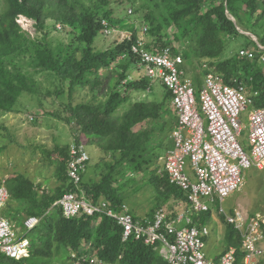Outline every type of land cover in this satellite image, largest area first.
<instances>
[{
	"label": "trees",
	"instance_id": "trees-1",
	"mask_svg": "<svg viewBox=\"0 0 264 264\" xmlns=\"http://www.w3.org/2000/svg\"><path fill=\"white\" fill-rule=\"evenodd\" d=\"M110 4V0H5L0 10V116L19 112L18 103L25 93L37 99V106L47 113L48 98L59 100L66 95L68 102L61 101L59 105L64 106L68 116L55 115L66 119L75 132L85 136L77 137V141L94 143L106 154L97 164L100 177L86 180L85 173L80 186L68 176V146H57L53 151L60 181L56 189L40 190L23 174L8 178L11 198L5 214L17 221L19 230L26 231L22 221L27 217H45L41 225L26 235L32 242L30 257H2L0 264H52L55 260L71 264L72 253L79 257L77 264H98L91 262L93 257L107 264H169L161 255L159 244L147 245L138 238L124 241L121 226L106 214L81 213L67 218L60 207H53L71 191L85 192L94 202L105 199L119 207L128 199L127 184L133 182L121 181V176L138 171L144 172L143 177L146 172L151 173L149 182L159 194L151 217L173 199L187 200L184 191L170 183L165 171L159 174L161 165L152 144L159 138L152 136V128L160 134H172L178 124L171 92L162 84L166 91L161 101L132 102L133 92H150L152 87L147 76L127 82L133 64L137 63L131 51L133 41L116 40L107 49L95 47L103 19L111 25L127 27L133 40L138 37L133 24L113 17L115 10ZM146 4L150 10L143 19L148 23L150 47L184 42V48H172L187 63L208 64L225 82H242L251 92H258L255 103L264 106V49L258 45L259 42L264 46V0H146ZM20 16L34 20L43 36L31 37L24 31L18 21ZM48 20L60 22L69 40L51 39L46 31ZM240 26L257 36L258 41L244 35ZM169 28H174V41L169 40ZM240 37L248 42H242L245 48L255 49L254 58L231 49V42ZM114 79L117 83L112 86ZM47 81L50 86L42 91L41 86ZM195 82L199 89L201 80L197 77ZM88 87L93 97L74 103V95ZM221 216L227 226V248L240 249L238 231ZM210 217L211 211L204 212L194 215L193 221L204 225ZM83 255L88 259L83 260ZM261 260L264 264V256Z\"/></svg>",
	"mask_w": 264,
	"mask_h": 264
},
{
	"label": "built area",
	"instance_id": "built-area-1",
	"mask_svg": "<svg viewBox=\"0 0 264 264\" xmlns=\"http://www.w3.org/2000/svg\"><path fill=\"white\" fill-rule=\"evenodd\" d=\"M103 25L106 32L114 31L111 23L104 21ZM147 32L145 26L142 36L133 40L131 32L125 40L133 41L131 51L145 76L152 82L159 81L172 94L178 117L171 134L174 145L159 160L170 183L184 191L185 208L177 215L159 208L153 217L140 219L134 216L128 203L115 207L105 199L94 202L85 192L74 191L66 192L53 207H60L67 218L81 213L106 214L121 226L124 241L138 238L147 245L159 244V251L169 264H259L264 256V213L250 214L239 208L229 211L223 205L227 197L243 188L248 169H264V106L255 103L258 92L249 91L242 82L235 85L225 82L221 74L205 64L204 81L197 93L194 80L185 72L182 54L170 46L150 47L143 35ZM240 54L254 58L256 51L243 48ZM244 112L247 123L243 120ZM246 129L248 136L243 141ZM90 162L87 144L74 142L67 171L77 186L81 185ZM10 198L7 180L0 177V260L2 257L21 260L31 255L32 242L27 233L41 225L45 216L24 219L23 233L17 221L5 214ZM212 204L238 231L242 241L240 249L227 248L217 259L206 253L211 228L193 221V214L213 211ZM72 256L79 259L76 253ZM82 259L87 260L88 256L83 255ZM91 262L104 263L95 257Z\"/></svg>",
	"mask_w": 264,
	"mask_h": 264
},
{
	"label": "rangeland",
	"instance_id": "rangeland-1",
	"mask_svg": "<svg viewBox=\"0 0 264 264\" xmlns=\"http://www.w3.org/2000/svg\"><path fill=\"white\" fill-rule=\"evenodd\" d=\"M110 1L111 4L109 7H112L115 10L113 17L115 19H124L129 21L128 24H133L135 26L138 37L142 36L143 27L148 26V23L143 19V15L150 10L147 7L148 5L146 4V0ZM4 5L5 0H0V10L4 8ZM18 21L20 22L22 29L28 32L31 37L43 36V34L37 31L36 22L34 20L21 16ZM104 21L109 22L107 19H103L102 32L97 36L95 41L96 48L107 49L115 43L116 40L123 42L127 37L126 35H131L132 31L130 32V30L126 29L127 27H123L122 24L112 25L114 31L112 33L106 32L103 25ZM239 29L244 35L258 40L257 36L254 37L249 33V30L244 27L240 26ZM46 31L50 32V38L54 41L69 40V35L60 22L48 20ZM167 31L169 34V40L174 41V28H169ZM143 35L148 43L147 33ZM242 42L245 44L248 43L244 37L234 39L231 42V49H237L240 51V49L244 48V44H242ZM156 46L159 47L158 45ZM172 46L182 49L185 47V44L182 41H174L170 47ZM250 47L253 48V46ZM231 49L227 54L231 52ZM135 65L136 66H134V68H132L129 72L127 82L130 80H140L145 76L144 70L138 65V63ZM203 67V64L199 62L191 64L185 61L184 64L186 74L193 79L198 77L200 80H203L206 73ZM112 76H116V73L112 74ZM115 83H117L116 79L112 81V86ZM151 85L152 87H150V92H133L131 94L132 102L141 99L161 101L166 91L163 88L162 83L154 81ZM45 86H50L48 81L46 84L41 86L42 91ZM195 87L197 92H199L196 84ZM89 90L90 89L88 87L85 91L77 92L73 97V102L79 103L92 98L93 94L89 92ZM61 101L68 102L67 96L65 95L59 100L48 98L46 101L47 108L45 109L50 113H47L44 109L37 106V99L31 98L25 93L22 95L18 103L20 104L17 108L19 112L6 113L0 116V177L8 180L9 177L23 174L30 177L36 184V187L43 191L54 190L60 185L56 171L57 160L55 159L53 151L56 150L57 146L70 147L75 141H77V137H85L81 135L80 132H75L66 119L64 120L58 118L55 115V113H59L63 115L64 118L68 116L64 106L59 105ZM243 120L246 123L248 122L247 112L243 113ZM149 127L150 129L152 128L151 125H149ZM152 132V136H155L154 138L159 137L152 143L155 147L154 152L157 154V158H159L162 155H166L168 150L172 147V137L169 132L160 134L153 128ZM247 136L248 130L246 129L243 133L242 140L246 141ZM87 148L92 161L89 163L85 179L89 180L99 178L100 172L97 164L98 162L101 163L103 159L106 158V154L94 143H88ZM108 158H110L109 155ZM158 164L161 165L159 169V174H161L164 172V165L161 160H159ZM142 173L138 171L134 172L133 175H129V173H127L128 175L123 174L120 180L127 181L128 179H131L133 181L132 183L129 181L130 185L127 184L126 187V190L128 191V199L126 203L129 204L134 215L143 218L145 216L151 217L150 212L159 202V194L156 192L154 185H151L149 182L151 173L146 172L147 174L145 177H143ZM173 201L174 200H171L164 205L171 214L172 212L175 213L176 209H178L177 205L172 203ZM13 205L17 204L13 203ZM223 205L230 211H233L234 208H239L245 213H264V169H248L246 171V183L243 188L227 197ZM212 207L215 208L216 205L212 204ZM183 208L184 207H182V209ZM214 212L216 211L214 210L212 213ZM216 215L219 216L218 214ZM184 224L185 223L182 225ZM17 226L19 227L20 225L17 223ZM208 226L211 228V232L215 229L212 228L210 224H208ZM221 246H223L222 242L216 245L215 242L210 239L206 245L207 255L213 256L212 253L214 252V249H219ZM75 260L76 258L72 256V258H70L71 264L74 263ZM261 261L262 260H260L259 264H262ZM53 262L54 263L52 264H62V262L56 260Z\"/></svg>",
	"mask_w": 264,
	"mask_h": 264
},
{
	"label": "crops",
	"instance_id": "crops-1",
	"mask_svg": "<svg viewBox=\"0 0 264 264\" xmlns=\"http://www.w3.org/2000/svg\"><path fill=\"white\" fill-rule=\"evenodd\" d=\"M134 66H136L135 64H133V66H132V68H134ZM131 68V69H132ZM193 79V78H192ZM193 80H195V79H193ZM203 81H204V78H203V80H201V82L202 83H200V85H199V89H200V87H201V85L203 84ZM194 83L196 84V82L194 81ZM196 86H198L197 84H196ZM173 141V140H172ZM173 145H174V142H173V144H172V147H173ZM171 147V148H172ZM170 148V149H171ZM163 170H164V168H163ZM165 171V170H164ZM166 172V171H165ZM166 174H167V172H166ZM168 175V174H167ZM174 200V199H173ZM177 202V203H176ZM172 203H174V204H176L177 205V208L178 209H176L177 211L175 212V214L172 212V214L173 215H176V214H178V213H180V212H182L183 211V209L185 208V202H180V201H173ZM182 207H184L183 209H182ZM161 208H165V206H162ZM182 209V210H181ZM215 209L213 208V211H214ZM232 210V209H231ZM213 211H211V217H210V221L207 223V225L208 224H210L211 226H212V228H215L214 230H212V232H211V235L207 238V242L210 240V239H212L213 240V242H215V244L217 245L218 243L220 244L221 242L223 243V246H221V248H219V249H214V252L212 253L213 254V256H209V257H211V258H214V259H217V258H219L224 252H225V250L227 249V245H226V243H224L225 241V234H226V228H227V226H226V223H225V221L221 218L222 216L221 215H219L217 212H214V213H212ZM230 211V210H229ZM218 214L219 216H217L216 214ZM194 215L195 214H193V219H194ZM137 218H140V219H145V218H147L146 216L145 217H138V216H136ZM219 217V218H218ZM205 225V224H204Z\"/></svg>",
	"mask_w": 264,
	"mask_h": 264
},
{
	"label": "clouds",
	"instance_id": "clouds-1",
	"mask_svg": "<svg viewBox=\"0 0 264 264\" xmlns=\"http://www.w3.org/2000/svg\"><path fill=\"white\" fill-rule=\"evenodd\" d=\"M21 17V16H20ZM23 17H25V16H23ZM25 18H27V17H25ZM250 33V32H249ZM250 34H252V33H250ZM254 37H255V35L254 34H252ZM255 40V39H254ZM255 41H258V40H255ZM259 43V42H258ZM263 46V45H262ZM245 48V47H244ZM243 49V48H242ZM247 49H249V48H247ZM264 56V55H263ZM75 142H77V141H75ZM87 144V146H88V143H86ZM90 145V144H89ZM71 147V146H70ZM70 147H69V151H70ZM91 161H92V158H91ZM216 211V210H215Z\"/></svg>",
	"mask_w": 264,
	"mask_h": 264
},
{
	"label": "bare ground",
	"instance_id": "bare-ground-1",
	"mask_svg": "<svg viewBox=\"0 0 264 264\" xmlns=\"http://www.w3.org/2000/svg\"><path fill=\"white\" fill-rule=\"evenodd\" d=\"M23 17V16H22ZM184 64H185V59H184ZM6 179V178H5ZM7 180V179H6Z\"/></svg>",
	"mask_w": 264,
	"mask_h": 264
}]
</instances>
